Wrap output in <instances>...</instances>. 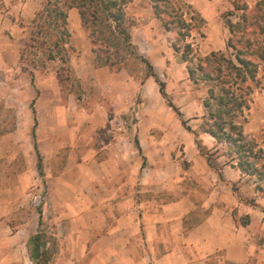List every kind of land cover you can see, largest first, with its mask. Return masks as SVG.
I'll return each instance as SVG.
<instances>
[{"label": "crops", "instance_id": "0c3cea01", "mask_svg": "<svg viewBox=\"0 0 264 264\" xmlns=\"http://www.w3.org/2000/svg\"><path fill=\"white\" fill-rule=\"evenodd\" d=\"M32 1L18 0V4L27 9L19 15L27 17L29 11L31 15V11L38 9L40 3L30 7ZM183 1L192 10L194 8L202 22L204 21L206 39H217L212 30L215 25L212 18L219 11L214 9V5L209 0ZM151 2L152 0H130L125 5V16L130 12L132 20L128 26L129 41L133 53L143 57L151 65L157 78L162 76L168 99L178 109L192 132L180 124L176 114L164 103L159 111L166 112L167 108L170 109L174 128L158 130L152 126H143L145 122L150 124L154 121L153 116L157 115L153 109L148 108L151 97L157 102L155 97L159 94L153 77L145 73L139 86L135 88L132 85L134 74L131 75L122 68L117 70L111 64H95V53L91 49L88 33L77 10L69 8L65 26L68 31L67 44L72 52L70 69L83 81L91 77L94 89L102 91V100L96 101L93 104L94 111L86 116L90 121V144L85 142L86 146L81 148L82 143L78 142L71 144L68 149L67 158L71 157L74 149L86 152L87 158L78 160L76 166L67 162L66 167L48 185L49 195L54 194L56 199L59 196L61 201L68 202L69 210L66 213L62 211L67 218L63 221L66 226L60 228L64 238H57L58 243L54 246L57 251L54 248L52 252L56 259L51 264H264V242L256 241L258 236L264 238V192L255 189L254 177L237 168L234 154L225 143L217 142L199 129L201 117L205 113L202 106L205 92L202 89L199 94L201 97L198 95L197 98L190 92L191 87L196 84L188 78L186 59L178 63L172 52H146L135 42V36L150 45L154 36H163L168 32L176 35L175 30L162 27L159 18L153 13ZM11 10L12 7L6 13ZM219 24L220 21L217 22V27ZM15 30L11 21L5 23L4 18L0 22L1 58L11 57L13 52H18L14 48V39L9 36ZM142 50L145 52H141ZM58 90V83L55 81L51 87L52 99L47 103L49 115L43 118L49 123L39 134L49 138V143L51 138L59 135L75 137L79 132L76 127L61 125V120L68 118L62 115ZM137 95L141 100L133 101ZM130 107L135 120L133 129L126 130L121 124L124 122L123 113ZM96 122L99 123L98 126ZM16 131L0 135V174L18 153L13 154L10 150L17 146L16 143L6 146V140ZM35 142L37 145L38 140L35 139ZM176 147H180L179 159H176V155L172 157ZM259 147L262 148L260 145ZM38 149L39 147L37 151L43 159L50 155ZM125 149L133 155L137 152L143 155L144 166H141L139 160L133 162L132 173L137 174L139 171L138 175L126 172L128 167L124 164ZM55 150L57 148L53 146L52 155ZM115 154L117 159H114ZM206 154H211L209 161ZM26 159L32 162L31 157ZM155 160L164 164L158 165ZM71 167H76L78 171L74 179L68 174L65 176V172H69ZM24 174L21 176L25 178ZM126 184H132V192H126ZM162 196L164 201L155 204L156 198ZM80 198L84 202L82 208L72 203ZM131 199L134 202L132 209L119 210V204L124 207L125 202ZM110 200L117 201L115 212L106 203H102ZM234 209L238 214L246 215V223L241 225L235 220ZM113 214L117 217L115 225L108 223V217ZM41 215L42 212L40 220ZM135 227L144 236L141 245L144 242L147 249L159 247L164 251L156 256L149 254L150 252L138 257L131 256L124 249L132 248L130 237L136 233L133 230ZM38 229L40 227L32 234ZM55 232L60 234L57 228ZM11 242L9 240L7 243ZM25 250L27 252L26 246ZM88 251L93 253L94 261L86 258ZM10 260L11 257L4 256L5 263Z\"/></svg>", "mask_w": 264, "mask_h": 264}, {"label": "rangeland", "instance_id": "374dc122", "mask_svg": "<svg viewBox=\"0 0 264 264\" xmlns=\"http://www.w3.org/2000/svg\"><path fill=\"white\" fill-rule=\"evenodd\" d=\"M209 1L214 5V9L219 11L214 16V19L212 18L213 22H215L212 30L217 39H206V34L204 33L206 30H204L203 25L204 21H199V17L194 8L193 10L187 9L183 0H169L167 6L161 1L155 2V4L160 10L163 9L166 11L168 16L166 17V14H163L162 18L171 21L170 27L173 30H179V32L188 34L187 37L182 38L181 36L168 32L163 36H154V40H152L150 45L145 44L143 40L136 36V41H134L140 47H143L142 49H145L146 52H172L178 63H181L182 59L185 58L186 67H194L197 56L205 55L211 51L227 54L228 51L225 43L228 37V31H226L224 21L225 19H229L234 22L240 14L239 10H233L232 3L234 2L238 6L242 3L251 6L257 0ZM38 2L40 3L38 9L33 12L31 11V15L29 11V15L24 17L19 14L27 9L22 4H18V0H0V22L5 18V23L11 21L14 24L16 30L9 36L14 39V48L18 50V52H13V56L11 57H0V135L12 133L14 130H17L12 137H8L6 146L8 147V145L10 146L16 143L17 146L10 150L13 154L18 152L15 155V159L0 174V264H32L27 259L24 242L30 234L39 228L37 224V212L39 210L42 212L40 229L45 233V247L49 250V256L46 258L49 259L48 261L51 260L49 264L55 262L56 257L52 252H54L55 244L58 243L57 238L60 240L64 238L60 228L66 226L63 221H66L67 218L64 215L69 210L68 202L61 201L58 198L59 196L56 199V195L54 194L49 195L48 185L50 186V180L56 177L64 166L66 167L67 162L72 166H76L75 164L78 160L84 157L87 158L88 154L86 152H77L75 149L70 154L71 157L67 158L69 155L68 149L71 147V144L78 142L82 143L81 148L86 146L84 145L85 142L90 144V138H92L88 135L91 130L88 127L90 121L87 120L88 117L86 116L94 111L95 107L93 104L96 101L99 102L102 100V91L99 88L97 90L94 89L91 77H87V80L83 81V79H80L71 71L69 59L72 52L66 48L62 50V42L59 41L53 25H48V21L44 18L37 19L35 17V14L41 9L43 1L33 0L30 4V7L36 6ZM151 4H153V1ZM11 7V12L6 13ZM228 11L231 13L226 14ZM127 12L129 11L127 10ZM179 12L184 13L183 18L186 20L191 17V29L189 31L188 29L179 27V24L177 25L175 23L178 19L177 15ZM129 16H131L130 12L126 17L131 20ZM85 18L89 21L85 22L83 27L88 33L91 49L95 53V64L112 63L111 65L117 70L124 69L127 73L134 74V84L132 85L135 88L138 87L140 80L146 73L144 64L137 55L130 51L129 47L124 45L119 35L109 33L107 27L108 22L104 16L100 14L97 17ZM218 21H220V24L217 27ZM123 26L126 27V20ZM184 42L191 44V52L185 56L182 55V52L185 51L183 47ZM141 52L145 51L142 50ZM30 76L33 79V84L30 83ZM101 78L100 76L99 79L101 80ZM158 79L162 81V76H158ZM55 81L58 83V96L62 104V115L64 114L68 118L61 120V125L67 128L76 127L79 132L75 137H69L66 134L59 135L51 138V142L49 143V138L39 136V134L43 132V128L49 123L48 120H44L43 118L49 115L47 103L48 100L52 99L51 87ZM195 84V87H191L190 92L197 98L202 89L205 92L207 87L206 83L201 80H198ZM260 86L256 87L250 95L251 101L248 109L243 113L244 120H241L243 121L241 125L246 140L252 142L255 148L259 147V145L262 146V150L264 151V85ZM136 97L133 98V101L140 99L139 95ZM155 98L157 102L153 101L151 97L148 108L153 109L157 115L153 116L154 121L150 124L145 122L143 126H152V128H157L158 130L174 128V119L170 113V109L167 108L166 112L159 111L163 103L166 105L165 100L159 94H156ZM30 104H33L36 117L35 139L38 140V150H43L50 154L46 159L40 156V174H38L35 167V152L32 148L30 138V128L33 123ZM123 114L124 122L121 126L126 130L133 129L135 118L133 117L132 108L130 107ZM95 124L96 126L99 125L98 122ZM53 146L57 148L53 153L54 155L51 154ZM228 149L231 150L229 147ZM228 149H225V151L228 152ZM123 154L125 156L124 164L128 167L126 172L133 176L138 175L139 171H137V174L136 172L132 173V166L134 160L141 161V166H144L143 155L140 152L133 155L127 149H125ZM174 155L177 156L176 159H179L180 147H176L172 152V157ZM208 155L211 158V154ZM28 157L32 158V162L27 161L26 158ZM114 159H117L116 154ZM155 162L158 165L164 164V162L161 163L156 160ZM75 168L71 167L69 172H65V176L70 175L71 179H74L73 177H76L78 174ZM23 173H25V178L21 176ZM127 175L126 173V179ZM126 192H132V184H126ZM163 199L164 196L158 197L154 203L159 204L164 201ZM82 200V198L76 199L72 203L76 204L78 208H82ZM102 203H106L107 207L113 212L118 207L117 201L115 200ZM133 205L134 202L131 199L125 202L124 207L119 204V210L121 208H125L126 210L127 208L132 209ZM63 210L65 213H62ZM233 213L235 220L239 224L243 225L246 223V215L242 213L238 214L236 209L233 210ZM108 219V223L116 224L117 217L115 214L108 217ZM55 228L58 229L60 234L55 232ZM133 230H136V233L130 237L132 248L129 250L124 249L125 251H129L131 256L138 257L142 254L146 255L148 252L156 256L164 251L159 247L147 249L144 242L141 245L144 239L142 231L136 227ZM51 237L53 241L50 239ZM9 240H12V242L7 243ZM256 241L258 243L264 242V238L258 236ZM52 242L54 243L52 244ZM4 243H7V245L4 246ZM55 251H57L56 248ZM4 256L11 257L10 262L5 263ZM92 257L93 253L88 251L86 258ZM46 258H41L39 264H45Z\"/></svg>", "mask_w": 264, "mask_h": 264}, {"label": "trees", "instance_id": "16d2710c", "mask_svg": "<svg viewBox=\"0 0 264 264\" xmlns=\"http://www.w3.org/2000/svg\"><path fill=\"white\" fill-rule=\"evenodd\" d=\"M41 9L35 14L37 19L44 18L52 24L59 41L62 42V50L71 47L67 45L68 33L65 29L66 12L69 8H75L80 16L82 24L88 22L85 17L93 18L98 15L104 16L108 22L109 33L119 35L126 47L133 52L129 41L128 26L129 21L124 13V7L130 0H42ZM154 15L159 18L162 27L166 30L170 27L171 21L162 18L166 11L159 9L155 2L161 1L167 6L169 0H152ZM187 9H191L186 5ZM233 10H239L238 19L234 22L225 19L224 25L228 31L226 39L227 54L223 52H209L196 57L194 67H187V74L190 81L196 83L198 80L206 83L205 95L202 98V106L205 110L201 117L200 130L213 137L217 142H223L231 149L236 160L237 168L244 174L254 177L255 189L264 192V151L256 147L252 142L246 140L242 123L243 113L248 109L250 95L256 87L264 85V0H257L251 6L245 3H232ZM165 12V13H164ZM228 11L226 14H230ZM184 13L179 12L176 24L184 29L190 28L191 17L187 20L183 18ZM168 15L166 14V17ZM199 17V16H198ZM174 19V18H173ZM200 22L202 19L198 18ZM126 20V27L123 26ZM45 22V20H44ZM177 36L182 38L188 34L175 30ZM68 46V48H67ZM185 49L182 55L191 52V46L184 42ZM146 68V75L153 77L158 93L165 100V103L176 114L180 124L188 131L192 132L189 126L182 119L178 109L167 99L164 91V84L153 73L151 65L140 56H137ZM185 59V58H184ZM112 64V63H109ZM33 79L30 76V83ZM33 123L30 128L32 148L36 156V170L41 173L40 156L37 151L34 130L36 118L34 109L30 104ZM240 119V121H239ZM199 147V144H197ZM201 151V150H200ZM206 159L210 157L206 154ZM41 225L40 211H38V227ZM44 231L38 229L30 235L25 246L28 258L32 264H39L41 258L49 256V250L45 247ZM53 241V238H50ZM46 258L45 264L48 262Z\"/></svg>", "mask_w": 264, "mask_h": 264}]
</instances>
